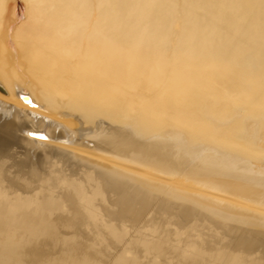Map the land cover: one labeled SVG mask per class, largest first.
<instances>
[{
  "label": "bare ground",
  "instance_id": "bare-ground-1",
  "mask_svg": "<svg viewBox=\"0 0 264 264\" xmlns=\"http://www.w3.org/2000/svg\"><path fill=\"white\" fill-rule=\"evenodd\" d=\"M64 130L80 135L83 142H60L66 136ZM172 131L181 135H171ZM89 139L98 142L99 147H107L114 159L84 147L82 143ZM194 144L197 149L186 147ZM171 146H185L188 155L204 154L209 160L226 164H249L253 168L252 163L264 162V0H0V181L21 178L24 172L36 177L41 157L73 166V160L86 161L98 167L91 179L90 196L67 181L58 196L48 185L34 195L27 185L22 186L20 195L12 198L8 194L21 187L0 188V264H264V258L253 253L261 247L264 254V236L260 233L245 239L252 231L244 237L238 232L231 239L234 249L243 248L245 255L220 249L221 242L219 251L212 254L202 245L178 249L147 240L136 234L137 230L127 232L108 224L104 216L102 220L93 198L100 196L102 200L103 193L106 197L113 192L121 205L139 203L142 210L135 211L138 217L147 212L148 200L133 192L136 184L133 189L131 186L132 192L128 190L131 184L127 187L125 179L130 178L127 175L131 176L129 181L149 176H144V166L141 169V163L146 162L147 166L156 163L171 167L166 169L169 175L172 169H180V162L170 154ZM12 165L17 170L8 174ZM187 165L183 168L187 169ZM158 176H154L155 180ZM150 177L145 178L153 180ZM208 181L201 182L204 185ZM141 183L137 186L144 184ZM158 183L152 189L172 185ZM218 184L229 196L227 199L235 196L241 201L244 196V203L253 200L258 207L264 206V192L253 197L249 191L254 192V188L250 186L248 189L253 190L245 194L247 190L237 188L236 183L221 186L224 184L219 180ZM178 186L181 190L186 187ZM143 187L136 191L143 192ZM218 187L216 194L195 187L197 190L192 192L196 197L192 200H207L205 205L216 206L209 207L234 212L237 202L223 198ZM180 193L176 198L182 201L186 193L182 199ZM191 194L188 195L192 197ZM190 206L187 211L181 208L183 214L178 213L189 217ZM249 212L247 215L252 217ZM218 213L216 218H224L223 213ZM256 215L253 217L258 218ZM261 219L258 222L264 225V217ZM226 221L229 218L222 223ZM255 225L264 231L262 224Z\"/></svg>",
  "mask_w": 264,
  "mask_h": 264
},
{
  "label": "rangeland",
  "instance_id": "rangeland-1",
  "mask_svg": "<svg viewBox=\"0 0 264 264\" xmlns=\"http://www.w3.org/2000/svg\"><path fill=\"white\" fill-rule=\"evenodd\" d=\"M64 133H65V137L60 141V142H63V143H67V144H75V143H81V142H83L82 140H84V138L83 137H81L80 135H77V134H74L73 133V131H68V130H64L63 131ZM173 132V131H172ZM173 133H175V134H173ZM173 133H171V135H174V136H180V135H176V134H179V133H176V131H174ZM170 135V137H174V136H171ZM169 136V135H168ZM169 137V138H170ZM172 138H170V139H172ZM174 138H176V137H174ZM178 139H179V137H177ZM182 137H180V139H181ZM88 139V138H87ZM50 140H52V141H54L53 139H51L50 138ZM172 141V140H171ZM38 143H42V145L43 144H45L44 142H38ZM197 144H200L199 146H203V144L202 143H197ZM196 144V146H195V144L194 145H191V146H186V147H188V149L190 148L191 149V147H192V149L194 150V149H197V148H195V147H197L198 145ZM82 145L84 146V147H86L87 149H89V150H92L94 153H96V154H98V155H102V156H105V157H108V156H114L113 154H112V152H109L108 150V148L107 147H99V145H98V142H95V141H93L92 139H89L87 142H84V143H82ZM195 146V147H194ZM174 147V148H173ZM181 147V146H180ZM183 148H177L176 146H171L170 147V154H171V156L172 155H174V159H178V162H180V163H178V165H184V166H182V168H181V166H180V169H178L177 171L175 170V169H172V171L173 172H171V175H169L170 173L168 172L169 171V169L171 170V167H167V168H165L164 167V165H162L163 167H164V172H165V170H166V173H164L163 172V170H161L163 167L162 166H160L161 164H154L153 163V165L154 166H152V164L151 163H149V166H150V168H151V171H148V170H150V168H148L149 166H147L148 165V162H144L145 164H143L142 165V163H141V169L143 168V166H144V168H146L147 170H144V168L142 169L143 170V172H144V176H145V174L147 175V174H149V176H145V177H150V175H152L150 178L151 179H153V180H150V179H147V178H145V177H142V180H144L142 183H144L145 181L147 182L148 180H150V182L148 181V183L147 184H149V183H153V182H155L156 183V185H154V183H153V185L152 184H149V185H147L146 184V182L144 183V184H142L140 181H142V180H139V179H141V178H137V179H132V180H137V183L135 182V181H129V180H131L130 178H131V176H128L127 175V178H129L128 180L127 179H125V177L124 176H121V178H123V179H125V182H126V184H127V187H128V185L129 184H131L128 188V190H132L133 188H134V186H135V184H136V187L133 189V192H136V193H138L139 195H142L143 197L145 196L146 197V199L148 200V205H147V207H149L148 209L147 208H145V212H146V209H147V212L146 213H143V214H141V215H139V217H138V213H137V215H136V212H138V211H140L141 212V210H142V208H141V205L139 204V203H135L134 204V206L133 205H130V206H132V207H130V206H125V205H121L120 204V201H118V198H117V196H116V194H114L113 192L111 193V192H109V193H111V194H109V195H107L106 194V197L108 196V198H106L105 197V194L103 193V199L101 200V199H99L100 198V196H98L99 198H97V196H95L94 198H93V201H94V205H95V207L97 208V210H98V213H99V215H100V217L101 216H104L105 218H106V220H107V223L109 224H111L112 226H115V227H117L118 228V226H119V228H124V229H126L125 231H127V232H131V230L133 231V230H137V232H136V234H138V235H141V236H145V239H147V240H153V241H156V242H162V243H165V244H172V247H174V248H178V249H180L182 246H189V245H195V246H201L202 245V248H205L204 250H206V252H208L207 251V249L208 250H211V251H209L208 253H212L213 251H215L216 249H218V250H216L215 252H217V251H219V246H221L222 245V247L220 248V249H222V250H226L227 252H232L233 251V253H238L239 254V252L240 253H242V255H245L246 254V251L245 250H243V248H241L240 247V250L242 251H240L239 250V247H238V250H237V247H236V249H234L235 247L233 246V244H232V238H234V237H236V236H238V232H239V234H241L240 236H243V234H244V236L246 235V233L248 234V233H251L250 231H252V234H248L249 236H246L245 237V239H248V238H250V239H252L255 235H259V233H260V235H262V236H264V231L262 230V228L260 227V231L258 230L259 228L257 227V225H255L256 223L259 225V226H261L260 224H262L263 225V219H261V218H263L264 217V215L262 216V215H259V213L260 212H262L263 214H264V206H262V205H259L260 207H258L257 205L258 204H256L255 205V203H254V201L253 200H251V202H245L244 203V196L243 197H241V199L243 200V202H242V200L241 201H239L240 200V198L238 199L237 197V199L235 198V196H233V197H231L232 195H230V197L231 198H233L232 200H231V198H228L227 199V197H229L228 195H227V197H226V195H225V193L218 187V186H220L219 184H221V181H220V183L218 184V182H219V180H222V184H224V185H221V186H234L235 185V183H236V187L237 188H240L241 190H247V193H245V194H249L250 193V196H253V197H257L258 195H259V192H264V162L263 163H252V164H254L253 165V168H252V165H241L240 163H238L239 165H241V166H239L237 163H231V164H234L233 166H231V164H226V162H222V160H218V159H214L213 158V160L212 159H210L209 160V158H207V157H209V156H205L204 154L203 155H194V157H193V155H191V152H190V155H188L189 154V151H187L188 149H185L186 147L185 146H182ZM208 147V146H207ZM210 147H212V146H210ZM176 148V149H175ZM108 149V150H107ZM178 149H180V150H182L183 152L185 151V153L187 154H185V153H182V151H180V150H178ZM183 149H185V150H183ZM189 149V150H190ZM211 149H214L213 147L211 148ZM175 150V151H174ZM172 151V152H171ZM176 154H175V153ZM179 153V155H178V153ZM181 152V153H180ZM182 154V155H181ZM205 157V158H201V157ZM181 157H185V159H186V161H187V159H188V162H186L185 163V159H182ZM196 157V160L195 159H191V158H195ZM198 157V158H197ZM179 158H181V159H179ZM209 160H207V159ZM20 158H18V159H16V160H19ZM112 159H114L113 157H112ZM199 159V160H198ZM200 159H202V161H200ZM204 159H206V160H204ZM239 160H240V158H238ZM205 161V163H204V161ZM212 160V161H211ZM215 160V161H214ZM75 163H76V165L75 166H73L72 165V163H69V164H66V163H64L63 161H61V160H59V159H53V158H51V159H49L48 157H45V160L41 157V161H40V163H39V165H38V167H37V171H39V173H38V175H36V177L35 176H31V174H27V173H25L24 171V173H21L20 175L22 176L21 178H17V179H15V178H12V177H7V178H5L3 181L1 180L0 181V188H2V189H9V188H11V187H21L20 188V190L19 189H15L16 191H14L13 193H9L8 194V197L9 198H12V197H15V196H18V195H20V191L22 190V188L25 186V185H27L30 189H32V195H34L35 193H37L41 188H45L44 186L45 185H48V187H49V189H51L52 190V194L53 195H55V196H58V195H60V190H61V188H62V185H63V183L64 182H70V183H73V184H75V185H78V186H80L82 189H83V191H84V193H85V195L86 196H90L89 194H91V193H93L92 191H91V188H90V184H92V180H93V178H94V171H96V169L98 168L97 166H95V165H93L92 163H89V162H86V161H83V162H81V161H76V160H73ZM190 161H193V162H190ZM200 161V162H199ZM211 161V162H210ZM213 161H214V163H213ZM177 162V161H176ZM189 162L190 163H192L191 165L193 166H191L190 164H189ZM196 162H199L198 164L196 163ZM202 162V163H201ZM220 162V163H219ZM130 164L129 165H133V164H131V162H129ZM182 163V164H181ZM187 163L189 164V167L191 168H189L188 167V165H187ZM195 163H196V165H195ZM212 163V164H211ZM137 164V163H136ZM135 164V165H136ZM151 164V165H150ZM185 164L187 165V169H185V168H183V167H185ZM199 164H202V167H201V165H199ZM206 164V166H205V168H203L204 167V165ZM209 164V165H208ZM217 164V165H216ZM224 164V165H223ZM263 164V165H262ZM135 165H133L134 167H137V166H135ZM211 165V166H210ZM215 165V167H213ZM239 167H238V166ZM155 166H157V167H155ZM158 166H159V168H158ZM196 166V167H195ZM222 166V167H221ZM243 166V167H242ZM259 167V168H257V167ZM72 167H74V168H72ZM138 167H140V164L138 165ZM137 167V168H138ZM156 168V169H154V168ZM198 167V168H197ZM224 167H226V168H224ZM227 167H228V169H227ZM231 167V168H230ZM233 167V168H232ZM240 167L242 168V169H240ZM263 167V168H262ZM196 168H197V170H196ZM207 168V169H206ZM220 168H221V170H220ZM224 168V169H223ZM231 170H230V169ZM234 168H236V169H234ZM252 168V169H251ZM153 169H154V171H153ZM183 169V170H182ZM185 169V170H184ZM196 171H195V170ZM201 169H203V170H201ZM205 169V170H204ZM223 169V170H222ZM259 169H260V172H259ZM263 169V170H262ZM17 170V167L15 166V165H12L11 167H9L8 168V174H9V172L10 173H14L15 171ZM156 170H158V171H156ZM187 170V171H186ZM196 172L195 174L192 172ZM207 170L209 171V173L208 174H206L207 173ZM211 170V171H210ZM212 170H214V172L212 171ZM227 172H225V171ZM237 170V171H236ZM239 170V171H238ZM149 173H148V172ZM159 171L162 173H159ZM174 171H176L175 173H174ZM180 171V172H179ZM200 171V172H199ZM204 171V172H203ZM146 172V173H145ZM151 172L153 173V174H151ZM154 172H155V174H154ZM159 173V174H157V176L158 175H160V177L158 176V178H156V180H155V177H157L156 176V173ZM168 172V173H167ZM184 172V173H183ZM223 172V173H222ZM236 172V173H235ZM239 172V173H238ZM241 172V173H240ZM257 172V173H256ZM177 173H178V175H177ZM187 173V174H186ZM192 173V174H191ZM213 173H214V175H216V174H218V175H221V176H219V177H221V178H218L217 179V185L215 184V182H216V178H217V176L218 175H216V176H213ZM216 173V174H215ZM23 174V175H22ZM168 174V175H167ZM180 174H183V175H180ZM190 174V175H189ZM196 174L198 175V174H200V175H198V179H197V176H196ZM205 174V175H207L206 177H205V175L203 176V175ZM209 174H212L211 176H209ZM232 174V175H231ZM233 174H235V175H233ZM236 174H239V175H236ZM259 175V176H257V175ZM165 175V176H164ZM195 175V176H194ZM202 175V176H201ZM223 175H224V178H223ZM252 175V176H251ZM254 175H256V177H257V179H256V177H254ZM9 176V175H8ZM88 178H87V177ZM155 176V177H154ZM164 178H162V177ZM169 176H171L172 177V179H171V177H170V179H168V177ZM178 176V177H177ZM188 176V177H187ZM191 176H193L192 177V179H195L196 178V180H195V182L194 181H192L191 180ZM235 176H237V177H239V178H237V177H235ZM152 177H154V178H152ZM167 177V178H166ZM180 177V178H179ZM207 177H209L208 179H207ZM211 177V178H210ZM231 178V180L230 179H228V178ZM233 177H235V178H233ZM132 178H134V177H132ZM136 178V177H135ZM143 178H145V179H147V180H145V179H143ZM166 178V179H165ZM176 178V179H175ZM179 178V179H178ZM190 178V179H189ZM200 178V179H199ZM213 178V179H212ZM260 178V179H259ZM92 179V180H91ZM160 179V180H159ZM163 179V180H162ZM178 179V180H177ZM180 179H181V181H180ZM210 179H212V180H210ZM223 179H227V181H225V180H223ZM235 179V180H234ZM237 179V180H236ZM254 179V180H253ZM263 179V180H262ZM168 181V182H165V181ZM173 180H175V181H179L180 183H174V181ZM188 180V181H187ZM208 181L210 184H208V182H205L204 183V185H203V182H201V181ZM233 180V181H232ZM254 182V181H256V180H258V181H256V183L254 184V183H251L252 181ZM160 182V183H162L163 181V183H162V185L163 184H167V183H169L170 182V184H172V185H169V189H167L168 188V185H167V187H164L163 188V186H161L162 187V189H161V187L159 188V187H157L158 189H156V188H153L152 189V187H155V186H157V183L158 182ZM173 181V182H172ZM185 181V182H184ZM187 181V182H186ZM190 181H192L193 183H191ZM215 181V182H214ZM228 181H231L230 183H231V185H229L230 183L228 182ZM260 181H261V183H260ZM129 182V183H128ZM131 182V183H130ZM135 182V183H134ZM202 183V184H200V183ZM227 182L229 183V184H227ZM233 182V183H232ZM237 182H238V185H239V183H240V187H238V185H237ZM53 183V184H52ZM132 183H134V184H132ZM139 183H141L142 185V187L144 186L145 187V189H146V191H144L145 189H144V187H143V189H141L143 192H138V191H136V189L137 190H139V187H141V186H137ZM183 183H186V184H188L187 186L186 185H184L183 186ZM198 183L200 184V185H198ZM206 183L208 184L207 186H210L209 188L206 186ZM226 183V184H225ZM252 185H254V186H252ZM258 183H260V184H258ZM263 183V184H262ZM50 184V185H49ZM159 184V183H158ZM165 184V185H166ZM178 184L179 185H182V187H185V189H183V190H181L180 188H179V186H178ZM53 185V186H52ZM132 185H134V186H132ZM145 185H147V186H145ZM161 185V184H160ZM196 185V186H195ZM203 185V186H202ZM255 185H258V187L259 188H257ZM23 186V187H22ZM131 186H132V189H130L131 188ZM148 186H149V188H148ZM202 186V187H201ZM215 187V190H213V188ZM248 186H250V187H252V188H254V190L252 189V188H250V189H248L249 187ZM47 187V186H46ZM148 189H147V188ZM172 189H171V188ZM176 187V188H175ZM188 187V188H187ZM195 187H200V188H198V190L199 191H201V188H203L204 189V191L203 192H206V193H209V194H211L210 193V191L212 192V191H215V192H213V193H215L216 194V192L218 191V190H216V188L218 187V189H220L221 191H219L220 193L221 192H223V196H221V197H223V198H226L228 201L230 200V201H235V202H237V205L239 206H234L235 207V210L237 209V211H235V210H233L234 208H232V211H234V212H231L230 211V214H229V212L227 211V210H231V209H227V208H224L225 210H223V208H222V210H221V208H218L217 207V209L216 208H213V207H216V206H213L214 204H212V203H207L206 205H205V203H206V201L205 200H203V203L198 199V200H196V201H193V200H195V199H193L192 200V198L194 197H196V195H195V192H192V191H195V190H197ZM207 187V188H206ZM213 187V188H212ZM242 187V188H241ZM179 188V189H178ZM194 188H195V190H194ZM207 190H206V189ZM150 189H152V190H150ZM166 189L167 190H169L170 191V189H171V191H173L174 193H172L171 194V191L169 192V191H167V192H165L166 191ZM189 189L190 191L189 192H192L193 194H191V193H187V190ZM212 189V190H211ZM255 189H256V192H255ZM42 190V189H41ZM140 190V191H141ZM162 190V191H161ZM177 190H179V193L180 192H184V194L186 193V195H184L183 193H180L181 194V199H182V195H184V197H183V199H182V201L180 200V198L179 199H177L176 197H179L180 195H179V193H177ZM181 190V191H180ZM249 190H253L254 192H252L251 193V191H249ZM158 191V192H157ZM160 191V192H159ZM248 191H249V193H248ZM132 192V191H131ZM150 192V193H149ZM155 192V193H154ZM165 194H164V193ZM218 192V195H222V194H220ZM147 193V194H146ZM212 193V194H213ZM113 194V195H112ZM144 194V195H143ZM171 194V195H170ZM174 194V195H173ZM176 194H178V196H176ZM188 194H191L192 195V197L190 196V195H188ZM228 194V193H227ZM29 195V194H28ZM167 195V196H166ZM148 196H150V197H148ZM155 198L154 200H153V198ZM185 196L187 197V199L185 198ZM189 196V197H188ZM109 197H111V198H114L115 200H116V202H115V200L113 199V203H111L112 202V200H110L111 198H109ZM162 198V199H161ZM184 198L186 199L185 200V202H184ZM191 198V199H190ZM197 198H199V197H197ZM151 199V200H150ZM157 199V200H156ZM165 199V200H164ZM190 199V200H189ZM237 201H236V200ZM162 200V201H161ZM167 200V201H166ZM169 200V201H168ZM180 200V201H179ZM152 201V202H151ZM179 201V202H178ZM189 201V202H188ZM194 203V204H192V202ZM149 202H150V204H149ZM161 202V203H160ZM166 202V204H168V205H165L164 203ZM174 202H175V205H174ZM177 202H178V204H177ZM191 202V203H190ZM205 202V203H204ZM207 202H209V201H207ZM116 204V205H118V206H116V205H113V204ZM117 203H119V204H117ZM240 203V204H239ZM138 204V205H137ZM184 204H185V206H184ZM201 204H204L205 205V208H207L208 207V209L206 210L205 208H204V206L203 205H201ZM212 205V206H210L209 207V205ZM233 205H235L236 203H232ZM241 204H242V206H241ZM120 205H121V207L123 208H121L120 209ZM151 205V206H150ZM156 205V206H155ZM165 205V206H164ZM178 205V206H177ZM181 205V206H180ZM187 205V206H186ZM191 205V206H190ZM244 205H246V206H244ZM103 206H105V207H103ZM114 206H115V208H117V209H115L114 208ZM140 206V207H139ZM159 206H160V208H159ZM164 206V207H163ZM171 206H175V207H171ZM190 206V208H191V210H190V208H188L189 209V217H186L185 218V216L183 215V216H181L180 215V213H182L183 214V211H182V209L181 208H183V209H185L186 211H187V207H189ZM201 206V208H199ZM255 206H257V208H259V209H257ZM119 207V208H118ZM129 207V208H128ZM165 207H167V209L165 208ZM180 207V208H179ZM185 207V208H184ZM236 207H238V208H236ZM241 207H243V208H241ZM245 207V208H244ZM124 208H126V209H124ZM133 208V209H132ZM141 208V209H140ZM164 210H163V209ZM170 208V209H169ZM174 208V209H173ZM193 208L195 209L194 210V214H193V212H192V210H193ZM211 208L213 209V211L216 213V214H214L213 213V211L211 210ZM241 209V210H239L238 211V209ZM251 208V209H250ZM261 208V209H260ZM110 211V213L108 214L107 213V211L108 210ZM119 209V210H118ZM172 209V210H171ZM176 209V210H175ZM198 209H200V210H198ZM216 209V210H215ZM249 209V210H248ZM252 209H254V210H252ZM117 212H116V211ZM122 210H124V211H122ZM134 210V211H133ZM171 210V211H170ZM178 210H180V211H178ZM247 210V211H246ZM257 210H259V211H257ZM120 211V212H119ZM126 211H129L128 213L126 212ZM136 211V212H135ZM166 211H168V212H166ZM176 211V212H175ZM182 211V212H181ZM211 211H212V213H211ZM220 211H222V212H220ZM246 211V212H245ZM249 211H251L252 213H253V215H251L252 217H250L249 215ZM122 212H123V215H120V214H122ZM133 212H134V214H133ZM139 212V213H140ZM159 212V213H158ZM162 214H161V213ZM175 212V213H174ZM178 212H180V213H178ZM196 212H198V213H196ZM217 212H219L218 214H222L223 216H224V218L226 219V218H229V220L231 221H229V222H224V223H222L223 221H225V219L224 218H222V217H217L216 218V216H219V215H217ZM228 214V217H227V214ZM236 212H238V213H236ZM242 214H241V213ZM248 212V213H247ZM254 212H256L255 214H257L258 213V215H256V217L258 216V218L260 217V216H262L261 218H254L253 216H255V214H254ZM117 213V214H116ZM128 215H127V214ZM165 213V214H164ZM173 213V214H172ZM231 213H232V215H234V216H230L231 215ZM251 213V214H252ZM111 214V215H110ZM116 214V215H115ZM125 214V215H124ZM131 214V215H130ZM132 214H133V216H134V219H133V216H132ZM172 214V215H171ZM236 214V215H235ZM247 214H249V215H247ZM261 214V213H260ZM110 217H108V216ZM113 215H115V216H113ZM120 215V216H119ZM175 217H174V216ZM178 216V218H179V221H178V219H177V216ZM180 215V216H179ZM195 215V216H194ZM207 215V216H206ZM214 215V216H213ZM216 215V216H215ZM117 216V217H116ZM137 217V219H135L136 217ZM197 216H199V217H197ZM235 216H236V218H235ZM248 216V217H247ZM108 217V218H107ZM129 217H132V218H129ZM171 217V218H170ZM183 217V218H182ZM196 217V218H195ZM231 217H233V219H235V220H233V219H230ZM102 218V220L104 221L105 219L103 218V217H101ZM187 218H190V219H188V221H187ZM195 218V219H194ZM220 218V219H219ZM222 218V219H221ZM242 218H246V220L245 219H242ZM249 218V219H248ZM258 219L259 221H260V219H261V221L262 222H258V220H257V222L254 224L253 223V220L251 221L253 224H251V222H249L250 223V226H249V223L248 224H246L245 225V223H246V221L248 222L250 219ZM109 219V220H108ZM111 219V220H110ZM181 219V220H180ZM183 219H186L185 221L183 220ZM201 219V220H200ZM242 219V220H241ZM133 220H135V221H133ZM207 220V221H206ZM209 220H210V222H209ZM221 220V221H220ZM239 220H241V221H239ZM111 221V222H110ZM178 221V222H177ZM236 221V222H235ZM102 222V221H101ZM113 222V223H112ZM201 224H200V223ZM213 222H214V224H213ZM217 222H218V224H217ZM233 222V223H232ZM236 224H235V223ZM240 222V223H239ZM241 222H244V223H242L241 224ZM255 222V221H254ZM180 223V224H179ZM182 223V224H181ZM199 223V224H198ZM228 223V225L227 226H229V227H227L226 226V224ZM232 225H230V224ZM121 226H120V225ZM184 224L186 225V226H184ZM197 224V225H196ZM222 224H224V226L222 225ZM244 224V225H243ZM215 225V226H214ZM220 225V226H219ZM235 225V226H234ZM251 225H253V226H251ZM255 226V229H256V227H257V230H254V227ZM264 226V225H263ZM262 226V227H263ZM218 227H220V228H218ZM233 227V228H232ZM236 227V228H235ZM252 227V228H251ZM226 228V229H225ZM243 228V229H242ZM247 228H248V232H244V230H246L247 231ZM249 228H251V230L249 229ZM236 229H237V232H236ZM240 229V230H239ZM253 229V230H252ZM264 229V228H263ZM261 230H262V232H263V234H262V232H261ZM232 231V232H231ZM234 231V232H233ZM224 232V233H223ZM256 232H258V233H256ZM229 233V234H228ZM233 233V234H232ZM254 233V234H253ZM232 235V236H231ZM233 235H235V236H233ZM224 236V237H223ZM243 236V237H244ZM251 236H253V237H251ZM223 239V240H222ZM226 239V240H225ZM215 240V241H214ZM222 240V241H221ZM211 241V242H210ZM217 241V242H216ZM230 241H231V243H230ZM209 242H210V244H212L213 245V243H215V245L214 246H212L211 245V247L209 246L210 244H209ZM218 242H221V245L218 243ZM222 242H224V243H222ZM228 243V244H227ZM224 244V245H223ZM208 245V246H207ZM229 246V248L227 247L226 248V246ZM223 246H224V248H223ZM233 246V247H232ZM208 247V248H207ZM214 247V248H213ZM261 247H257V248H255V250H254V252L253 253H256L257 255L256 256H258V254H260L259 256H260V258H264L263 256H264V254H263V252H261V249H260ZM213 249V250H212ZM228 249H229V251H228ZM231 249V250H230ZM234 249V250H233ZM222 250H220V251H222ZM259 251V252H257V251ZM237 251H239V252H237ZM177 252V251H176ZM212 254H214V252L212 253ZM212 254H206V255H212ZM262 254V255H261ZM262 256V257H261ZM172 258H174V256H173V254H172Z\"/></svg>",
  "mask_w": 264,
  "mask_h": 264
}]
</instances>
